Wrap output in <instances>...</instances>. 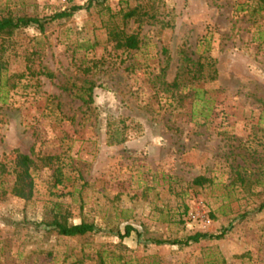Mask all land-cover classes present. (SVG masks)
I'll return each mask as SVG.
<instances>
[{"label":"rangeland","instance_id":"374dc122","mask_svg":"<svg viewBox=\"0 0 264 264\" xmlns=\"http://www.w3.org/2000/svg\"><path fill=\"white\" fill-rule=\"evenodd\" d=\"M88 1L0 0V16L40 19L83 6L44 32L0 35V159L18 151L38 165L30 200L10 192L11 176L0 184V264H98L100 253L105 264H264V0H138L152 2L153 17L125 25L140 39L131 51L102 26L104 7L115 12L120 0ZM181 51L214 60L216 77L202 84L207 117L192 107L190 85L179 95L169 86ZM86 81L90 104L71 86ZM47 156L57 159L44 165ZM197 176L208 181L195 185ZM52 200L101 232H48L40 222ZM126 225L135 230L121 239ZM223 229L186 247L136 233Z\"/></svg>","mask_w":264,"mask_h":264},{"label":"trees","instance_id":"16d2710c","mask_svg":"<svg viewBox=\"0 0 264 264\" xmlns=\"http://www.w3.org/2000/svg\"><path fill=\"white\" fill-rule=\"evenodd\" d=\"M104 0H96L99 4H103ZM91 4V0L88 1L86 7L88 8ZM83 8V6H72L68 10H63L57 12L47 18L40 19L34 16H0V35L11 36L16 31L27 28L30 26H35L40 32H44L46 23L52 22L54 20L68 18L72 16L74 11ZM107 13V17L103 20V27L106 30L107 37L112 38L115 41V46L123 51L137 50L139 48L140 39L137 34L127 33L125 31V25L129 21L141 22L144 19L152 18V14L149 12V8H152V2L142 3L138 0H120L119 8L117 11L112 12L108 7H104ZM264 33V32H262ZM261 39V36H260ZM88 47H93L89 44ZM199 48L197 47V52ZM179 60V65L174 76L172 83L169 85L173 88V95L180 94V88L189 86L191 87V94L188 97L192 99V107L199 106L200 115L207 117L208 113H205V107L211 100L207 96H204L205 90L202 87L203 83L210 82L216 77V68L214 67V60L205 56V62L201 60L202 55L193 59L188 56L184 51ZM207 61V62H206ZM72 88H75L74 93L76 98H78L83 104H90L93 101V89L94 84L91 81H86L82 85L71 84ZM195 113V110L192 111ZM127 136H122L116 142L126 141ZM10 160L6 162L0 159V184L4 183L7 176L11 178L7 181L8 189L10 192L21 198L23 200H30L34 194V178L35 171L38 168L37 162L31 158L29 155L13 151L10 156ZM52 159H57L56 156H47L44 165H49ZM61 169L56 166L53 171V177L55 178V183H60ZM5 177V178H4ZM207 178L203 176H197L193 179V184L202 185ZM256 210H264V200L259 204ZM48 218L41 221L40 224L48 232L55 233L56 235L63 238H85L92 236L101 232L102 228L97 226L92 221L81 220L78 223H74L69 220V215L64 209L63 203L52 200L48 204ZM135 230L131 225H126L124 227V232L121 233L117 230V235L119 238L123 239L130 235V232ZM225 229L219 234H207L202 232H196L194 234L188 235L184 238H173V239H163L157 237L143 238V234L137 231V239L139 242L144 244H151L154 246L161 245H177L180 247L190 246L194 243L199 242L202 239H218L221 238ZM105 256L102 253L98 256V264H105ZM122 264H129L128 262H121ZM72 264H82V260H73Z\"/></svg>","mask_w":264,"mask_h":264}]
</instances>
